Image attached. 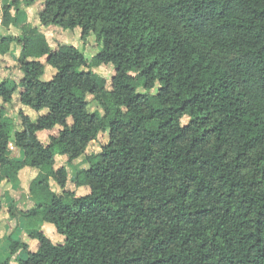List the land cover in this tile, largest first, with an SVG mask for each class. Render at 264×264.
<instances>
[{"label":"trees","instance_id":"16d2710c","mask_svg":"<svg viewBox=\"0 0 264 264\" xmlns=\"http://www.w3.org/2000/svg\"><path fill=\"white\" fill-rule=\"evenodd\" d=\"M37 1L39 25L0 36L1 54L21 46L22 73L0 79V98L19 91L38 113L21 109L15 124L0 112V186L38 169L25 212L37 244L10 237L0 264H264V0H12L0 2L3 24ZM52 26L80 27L101 48L90 60L54 47ZM103 64L110 84L93 69ZM62 156H85L72 180L88 192L68 187ZM19 249L28 256L13 260Z\"/></svg>","mask_w":264,"mask_h":264},{"label":"rangeland","instance_id":"374dc122","mask_svg":"<svg viewBox=\"0 0 264 264\" xmlns=\"http://www.w3.org/2000/svg\"><path fill=\"white\" fill-rule=\"evenodd\" d=\"M11 1L12 0H1L0 2H1V5H6L10 3ZM39 7H40V1H37V3L33 5L31 9L28 8L25 3H22L21 8L23 9V15L22 17L19 18V23L17 25H11L10 27H7L1 24V21H0V36L4 34L20 35L21 34L20 24L24 20L34 25H39L40 22H38V20L36 19L37 10L39 9ZM2 17H3V12H2V8L0 7V19H2ZM42 30L46 33L49 41L54 47H56L58 43L73 44L77 46L79 49H81L90 60L101 48V43L98 41V39L96 38L94 34H91L87 40L85 41L82 40L80 27H76L75 29H64L60 26H52L48 28L42 27ZM19 48L20 47L17 46V48H15L13 52L15 58H17V56L19 55V50H20ZM15 58L12 59L10 57V60H6L0 54V79L6 75L13 77L17 81L20 79L22 73L19 69L18 63ZM47 66L48 67L44 75V78H48V76H50L51 72L53 71L52 66L50 65H47ZM93 69L99 72L100 74L104 75L108 79L109 84H110L112 76L114 74V66L112 64H103L99 66H94ZM23 107H25V111L27 110V113H30L33 117H36L38 115V113L35 112L33 108L27 105H24L22 103L18 92L13 96V99L11 102H4L0 98V112L7 116L12 117L15 124L20 123L18 113L21 109H23ZM90 107L92 110L97 109V106L93 101H91ZM42 112H45V111H42ZM186 120L187 118H185V121ZM52 132L53 131L41 132L40 136L42 140L48 141L49 135ZM108 138H109L108 132L100 133L99 137L89 145L88 150H87L88 153L99 151L101 148V145L107 142ZM9 153L15 156L16 158L22 157V150L14 144V141L12 140V138H11V144L9 147ZM58 163L66 164V157H63V156L59 157ZM89 165L90 164L85 158V156L78 158L77 161L75 162L66 164L68 172H69L68 187L71 189H75L77 194H84L88 192L89 189H88V186L77 187L75 184V181L72 179L75 178L77 172L80 169L88 168ZM32 168L33 167H29V166L25 167L24 169L28 171H24L23 173H21L22 175L20 178V182L18 184H14L15 191H12V192L9 191L8 201L9 203H13L15 205V212L16 211L17 212L15 213L16 215L13 220L14 229L11 230L9 229V226H8V230H10L9 232H7L8 236L5 239H2V238L0 239V259H6L10 253V237L11 238L14 237V238L22 240V237L26 236L27 219L25 216V212L28 211L26 210L29 204L28 199L29 198L34 199V197L29 192L30 179L34 173L33 170H29V169H32ZM52 183L54 185L53 188H55V190L56 189L60 190L58 189L55 181L52 180ZM2 192L3 190L1 189L0 198H2L1 196H3ZM20 217L22 218V222H23L22 226L21 225L19 226ZM49 225L51 226L46 227L47 234L53 239L54 242H59V240H61L60 242H62L64 239V236L57 232L55 226L52 223L49 222ZM23 250H24L23 256H21L20 258H25L28 256V250L27 249H23ZM13 260H16V259L14 258Z\"/></svg>","mask_w":264,"mask_h":264},{"label":"crops","instance_id":"0c3cea01","mask_svg":"<svg viewBox=\"0 0 264 264\" xmlns=\"http://www.w3.org/2000/svg\"><path fill=\"white\" fill-rule=\"evenodd\" d=\"M28 8H32V6H28ZM22 15H23V13H22ZM22 15H20V17H22ZM37 20H38V22H39V19H38V14H37V18H36ZM0 21H1V24H3V17H2V19H0ZM25 21V20H24ZM23 21V22H24ZM4 25V24H3ZM17 46H19L20 48V50H21V46L19 45V44H13L12 45V50L11 51H9L8 53H5V54H1V56H3V58H5L6 60H10V57L13 59V58H15V56H14V54H13V52H14V50H15V48H17ZM20 50H19V53H20ZM16 59V58H15ZM53 71L51 72V75L53 74V72H54V69H52ZM50 75V76H51ZM7 76V75H6ZM22 76V75H21ZM50 76H48V77H50ZM21 78V77H20ZM20 80V79H19ZM18 80V81H19ZM18 92V94H19V96H20V93H19V91H17ZM17 92H15L14 93V95L17 93ZM13 95V96H14ZM25 105V104H24ZM23 109L25 110V107H23ZM26 112H27V110H26ZM37 168H32V169H29V170H33L34 171V173H33V175H32V177H31V179H30V182H31V180L37 175V173H38V169L36 170ZM24 171H28V170H26V169H22L21 171H20V178H21V173H23ZM54 181V180H53ZM51 183H52V181H51ZM56 183V182H55ZM56 185H57V183H56ZM52 186H54L53 185V183H52ZM15 185L14 184H11V183H7V182H3L2 183V185L0 186V190L2 189L3 190V192H2V195L3 196H1L2 198V201H3V204H4V209L3 210H1L0 211V239L2 238V239H5L7 236H8V233L7 232H9L10 230H8V226H9V229H14V223H13V220H14V217H15V215H11L10 213H9V211H8V205L9 204H11V203H9V201H8V194H9V191L10 192H12V191H15ZM57 187H58V189H60L61 190V188L57 185ZM53 189H55V188H53ZM60 190H57L56 189V191H58V192H61ZM30 192V191H29ZM31 194V193H30ZM29 200V204H28V206H27V208H26V210H28V209H30L31 207H33L34 205H35V200L32 198H29L28 199ZM17 212V211H16ZM22 217V216H21ZM19 218V226L21 225L22 226V218ZM51 225H49V223H44L43 225H42V228L46 231V227H50ZM15 227H16V225H15ZM18 229V228H17ZM27 236V237H26ZM26 236H24V237H22V240L23 241H25V242H27L28 244H29V246L30 247H34V246H36V244H37V242L35 241V240H33V239H31V237L29 236V234L27 233V231H26ZM23 249H19L15 254H14V256H13V258H17L18 256L19 257H21V256H23ZM18 256H17V255Z\"/></svg>","mask_w":264,"mask_h":264}]
</instances>
